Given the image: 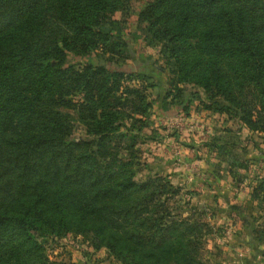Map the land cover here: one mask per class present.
Returning <instances> with one entry per match:
<instances>
[{
    "label": "trees",
    "instance_id": "obj_1",
    "mask_svg": "<svg viewBox=\"0 0 264 264\" xmlns=\"http://www.w3.org/2000/svg\"><path fill=\"white\" fill-rule=\"evenodd\" d=\"M129 2L0 0V264H47L37 236L68 232L89 235L91 247L104 245L122 264H201L197 236L183 241L194 225L167 220L161 199L170 184L135 179L143 165L133 132L147 124L156 84L147 73L62 65L65 50L111 45L101 18ZM139 17L145 42L162 41L173 82L221 97L226 105L205 108L264 130V0H148ZM77 124L90 138L73 137ZM206 145L230 170L246 163L236 141L217 135ZM6 164L15 182L4 180Z\"/></svg>",
    "mask_w": 264,
    "mask_h": 264
},
{
    "label": "rangeland",
    "instance_id": "obj_2",
    "mask_svg": "<svg viewBox=\"0 0 264 264\" xmlns=\"http://www.w3.org/2000/svg\"><path fill=\"white\" fill-rule=\"evenodd\" d=\"M147 1L130 0L127 10L105 12L101 27H109L111 45L84 53L65 50L62 65L82 68L86 64H100L111 72L147 73L156 87L149 89L145 99L152 105L145 116L146 126L141 123L140 132H133L138 137L135 148L143 165L135 179L144 181L158 175L170 184L161 199L171 211L167 220L185 218L194 225L183 241L190 239V235L197 236L194 246L201 264H264V192L253 191L264 178V130H250L237 118H229V112L212 111L214 105H210V110L205 108L213 100L226 105L221 97L214 99L211 97L215 94L209 96L198 86L172 81L160 52L162 41L145 42L150 33L139 12ZM131 85L140 87L141 83L133 80ZM139 103L137 100L136 105ZM61 110L75 115L71 109ZM129 127L126 123V128ZM226 128L232 131L226 134L223 131ZM85 131L86 127L77 124L73 137L90 138ZM217 135L237 142L245 154L246 163L242 167L230 170L224 156L206 145ZM217 145L223 146L224 142L218 141ZM229 154L236 160L241 158L237 152ZM9 167L13 168L12 172ZM9 167L7 173L2 172L4 180L15 182L16 169L11 164ZM90 239L89 235L74 232L37 236L48 257L47 264H77L74 261L77 255L86 257L90 264L103 255L110 258L108 264H122L104 245L91 247Z\"/></svg>",
    "mask_w": 264,
    "mask_h": 264
},
{
    "label": "crops",
    "instance_id": "obj_3",
    "mask_svg": "<svg viewBox=\"0 0 264 264\" xmlns=\"http://www.w3.org/2000/svg\"><path fill=\"white\" fill-rule=\"evenodd\" d=\"M95 252H98V251H95ZM99 255H101L102 256V253L101 254H99ZM95 256L97 257L98 255H96V253H95ZM110 260V258L108 257V256H106V255H103V258L101 259V258H96L95 260H94V263H97V262H108ZM74 261L77 263V264H90V261H89V263H88V260L86 259V257H84L83 255L82 256H80V255H77V257L74 259ZM94 263H92V264H94ZM108 264V263H107Z\"/></svg>",
    "mask_w": 264,
    "mask_h": 264
}]
</instances>
